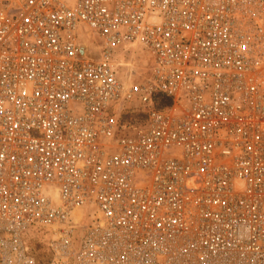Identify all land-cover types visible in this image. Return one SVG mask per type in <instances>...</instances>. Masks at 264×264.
Segmentation results:
<instances>
[{"label":"built area","instance_id":"2783aa9c","mask_svg":"<svg viewBox=\"0 0 264 264\" xmlns=\"http://www.w3.org/2000/svg\"><path fill=\"white\" fill-rule=\"evenodd\" d=\"M0 264H264V0H0Z\"/></svg>","mask_w":264,"mask_h":264},{"label":"trees","instance_id":"16d2710c","mask_svg":"<svg viewBox=\"0 0 264 264\" xmlns=\"http://www.w3.org/2000/svg\"><path fill=\"white\" fill-rule=\"evenodd\" d=\"M156 104L159 108L168 107L171 105V100L168 97L160 94L156 96Z\"/></svg>","mask_w":264,"mask_h":264},{"label":"rangeland","instance_id":"374dc122","mask_svg":"<svg viewBox=\"0 0 264 264\" xmlns=\"http://www.w3.org/2000/svg\"><path fill=\"white\" fill-rule=\"evenodd\" d=\"M141 66V64H139Z\"/></svg>","mask_w":264,"mask_h":264}]
</instances>
